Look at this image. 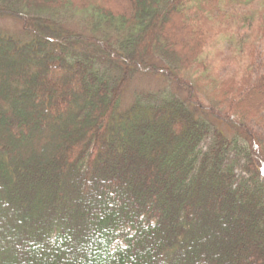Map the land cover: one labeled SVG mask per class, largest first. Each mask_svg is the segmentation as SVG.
<instances>
[{
	"label": "trees",
	"instance_id": "16d2710c",
	"mask_svg": "<svg viewBox=\"0 0 264 264\" xmlns=\"http://www.w3.org/2000/svg\"><path fill=\"white\" fill-rule=\"evenodd\" d=\"M0 17L24 33L0 34L1 96L23 109L0 111V264H264V0H0ZM137 75L182 96L123 106Z\"/></svg>",
	"mask_w": 264,
	"mask_h": 264
},
{
	"label": "rangeland",
	"instance_id": "374dc122",
	"mask_svg": "<svg viewBox=\"0 0 264 264\" xmlns=\"http://www.w3.org/2000/svg\"><path fill=\"white\" fill-rule=\"evenodd\" d=\"M78 18V17H77ZM77 18L71 23V25H74L75 21H77ZM0 34L7 35L10 37H13L16 40H22V34L24 33L21 30L20 24L16 19L10 18V17H0ZM219 48V46L217 47ZM228 54L227 52H225ZM212 55L214 53L212 52ZM224 58L226 57H218L215 61V63L219 64L221 60L226 61ZM219 60V61H218ZM2 65H6L7 67L11 68L9 73L6 75V77L9 76H17V73H13V70H15V66L10 65L11 60L6 59L5 57H2L0 59ZM228 65V70H225L223 66H215V69L213 72L222 80L225 79V77L233 72V66H231L230 62H227ZM256 70L258 72H262L264 70V60L263 57L260 53V51L256 54ZM15 72V71H14ZM168 88L169 90L173 91L174 93L182 96L181 92L178 90L177 86L170 84L169 82L163 80L160 77H155L151 75H137L133 77V79L129 82L122 98V105L126 106L132 99L134 94L142 93V92H155L159 89H164ZM10 89V88H9ZM27 92V91H25ZM2 92L0 91V111L5 110L4 105H10L12 108H17L18 109V115H21L22 113V107L19 105L17 106V102L13 103V100H9L6 98V96H1ZM10 107V108H11ZM17 109L15 111H17ZM14 110V109H13ZM36 128V126L34 127ZM224 128V127H223ZM20 141L16 142V145L19 144Z\"/></svg>",
	"mask_w": 264,
	"mask_h": 264
}]
</instances>
